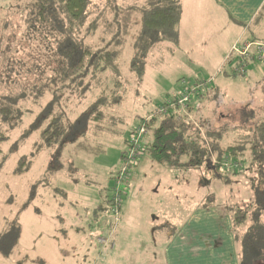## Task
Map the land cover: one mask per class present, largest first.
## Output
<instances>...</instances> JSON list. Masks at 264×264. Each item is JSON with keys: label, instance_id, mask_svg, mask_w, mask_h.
Segmentation results:
<instances>
[{"label": "rangeland", "instance_id": "rangeland-1", "mask_svg": "<svg viewBox=\"0 0 264 264\" xmlns=\"http://www.w3.org/2000/svg\"><path fill=\"white\" fill-rule=\"evenodd\" d=\"M188 1L194 7L200 5ZM145 2L90 0L80 38L91 50L109 53L99 61L107 69L93 79L83 75V81L75 86L62 85L53 78L55 71L67 64L58 43L61 37L45 33L43 27L30 28L31 0H0V95H26L18 98L17 125L7 128L8 139L0 144V264H162L163 249L161 243H155L161 230L168 228L174 234L191 213L207 208L229 217L227 205L248 201L255 195L252 184L261 186L258 179L262 182L264 176L260 172L246 170L241 176H232L215 173L212 164L199 169L158 165L148 157L144 145L145 152L122 185L125 194L116 217L110 206L117 172L108 181V204L95 211L91 205L82 209L75 204L78 214L76 209L90 211L84 218L74 217L71 209L67 211L72 213L58 210L69 204H64V197L55 189L63 181L53 177L68 153H77L74 162L82 166L100 171L112 168L126 147L124 139L144 125L145 143L148 132L144 122L161 115L160 106L190 88L196 77L203 76L197 82L207 81L203 92L216 87L217 92L192 96L189 108L177 114L180 119L176 122L190 119L189 133L196 129L202 137L206 130L217 132L213 139L217 145L238 147L249 159L254 127L264 122V63L249 61L243 75L232 70L231 62L225 63L224 76L209 69L214 66L211 59L209 66L202 59L197 58L200 65L195 58L189 59L184 41L154 40L144 52L145 43L151 40V33L143 32L140 22ZM229 3L233 13L241 5L239 0ZM186 5L184 0L185 9ZM90 25L94 30L86 33L84 28ZM251 27L264 41V5ZM42 72L46 79L40 80ZM38 83L47 85L39 87ZM37 89L40 96L34 97ZM103 97L105 100L98 102ZM54 100L53 111L42 124L41 118ZM242 108L252 109L253 117L240 118ZM85 111L88 115L82 119ZM89 111L102 112L100 121L93 122ZM52 119L66 125L67 136L79 140L75 148H62L58 156L53 155L57 146H47L41 136ZM98 155L105 156L102 163L93 161ZM224 158L228 164V157ZM211 159L216 162L213 155ZM232 166L241 170L245 164ZM87 180L79 177L80 183ZM81 221L83 227L74 226ZM124 239L127 242L123 243ZM235 239L241 250V236Z\"/></svg>", "mask_w": 264, "mask_h": 264}, {"label": "trees", "instance_id": "trees-1", "mask_svg": "<svg viewBox=\"0 0 264 264\" xmlns=\"http://www.w3.org/2000/svg\"><path fill=\"white\" fill-rule=\"evenodd\" d=\"M31 3L30 20L32 22H27L31 25L30 28L43 27L45 33H55L61 37L58 43L60 50H64L63 57L67 64L62 70H56L53 78L61 82L62 85L77 86L83 81V75L89 74V78L93 79L97 72L107 69L106 64L101 65L99 61L109 56V53L104 50H91L90 47L82 43L81 39L83 38H80L90 0H31ZM140 16L143 32L151 33V40L145 43L144 52L154 40L177 41V26L181 17L180 0H146ZM84 29L86 33L94 30L92 25ZM229 62L231 61L226 60L225 63ZM88 67L96 69H86ZM44 75V72L39 74V79H46ZM46 85L47 83H38L39 87ZM34 92V97L40 96L39 89ZM207 92H204V95ZM201 94L197 97L200 98ZM25 96L24 92L0 95V144L8 139L7 128H14L17 125L20 119L18 98ZM102 100H105V97L98 102L101 103ZM54 101L49 102L47 115L41 118L42 124L51 115L56 103ZM238 112L242 119L251 118L254 115L252 109L242 108ZM89 114L93 122H98L103 113L89 111ZM177 114L178 111L175 110L174 112L170 111L168 116L161 114L146 122H144V118L140 121L144 122L147 128L148 135L144 144L149 158L154 163L161 166H186L193 169L212 164L213 171L217 174L241 176L246 170H250L255 173L260 172L264 176V122H260L254 127L255 135L250 142L249 159H247L245 152H241L238 147L217 145L213 140L216 139L217 132L211 133L206 130L204 137L196 129L195 133H189L192 126L191 120L184 118L178 124L176 122ZM87 115L88 112L85 111L82 119H85ZM52 121L48 123V126L46 124L41 136L43 143L47 146H57L58 149L53 155L58 156L65 143L74 142L77 138L75 135H70V137L66 135L65 124L62 125L54 119ZM123 151L120 156V165L123 163ZM212 155L215 157V163L211 159ZM226 156L229 159V167L222 165L223 158ZM183 157H186V161L182 160ZM52 159L55 160V158ZM237 163H244L245 167L235 170V166L232 165ZM250 180L253 182V179ZM258 182L261 186L252 184L255 195L248 201L230 204L226 207L230 214L234 239L241 236V250L238 249L239 264H264V179L262 182L261 179H258ZM241 230L243 233L240 232Z\"/></svg>", "mask_w": 264, "mask_h": 264}, {"label": "crops", "instance_id": "crops-1", "mask_svg": "<svg viewBox=\"0 0 264 264\" xmlns=\"http://www.w3.org/2000/svg\"><path fill=\"white\" fill-rule=\"evenodd\" d=\"M180 1L181 17L177 26L176 42H186L190 55L188 58H195V63L198 62V65L200 62L197 58L206 61L203 62L207 66H209L207 61L211 59V65L214 66H209V69H213L214 73L222 72L224 76H227L226 68L223 70V67L234 43L246 39L261 40L255 35V27H251V25L261 11L264 0H239L241 5L235 13L230 10L229 0H196L200 3L198 7L189 4L187 0L186 9L184 0ZM250 5L251 8L248 7ZM232 19L237 22H231ZM219 44L220 46H217ZM217 47L218 51H216ZM200 78L203 76L196 77L193 81L197 82ZM208 90H210L209 93H215L217 87ZM205 95L203 93L200 96ZM191 112L193 113V110ZM78 141L65 143L63 148L65 150L69 149L67 147L74 146L75 148ZM122 151L123 148L120 153ZM77 155L75 152L68 153L63 158L58 174L53 177L54 181L57 179H59L57 181L59 183L63 181L55 189L64 197V204H69L59 206L58 210L71 209L74 211V217L78 214L74 209L75 204L82 209L91 205L92 211L108 204L110 199V183L108 185V181H111L121 163V161H117L111 165L112 168L100 171L98 168L93 169V166H82L80 162H74ZM103 158L105 159L104 155H98L92 159H94L93 161L97 159L102 163ZM138 168L135 169V174ZM79 177H85L88 180L80 183ZM57 203H60L59 200ZM71 210L67 212L72 213ZM76 210L79 211V218L81 216L84 218V215L90 212ZM74 226L80 228L83 227V223L81 221L79 225L76 223ZM122 226L123 224L120 227ZM125 242H127L126 239L123 243ZM155 243H161L159 248L163 249L162 264H239L236 257L239 250L235 245L231 220L215 208L191 213L183 222L180 231H176L174 234L168 228H164L155 238Z\"/></svg>", "mask_w": 264, "mask_h": 264}, {"label": "built area", "instance_id": "built-area-1", "mask_svg": "<svg viewBox=\"0 0 264 264\" xmlns=\"http://www.w3.org/2000/svg\"><path fill=\"white\" fill-rule=\"evenodd\" d=\"M231 61L232 70L236 74H244L246 71V66L249 61H257L264 63V41L252 39L243 40L234 43L230 49L227 61ZM207 81H198L191 84V87L183 91L180 95L174 96L168 99L164 106H160L158 112L168 116L170 111H178V114L186 112L189 108V102L192 96H197L204 93L206 90ZM176 119H180L176 116ZM146 134L144 125L138 126L133 130L132 134L128 137L126 142V147L123 151V163L120 165L116 176L113 178V191L112 202L110 206V211L112 215L116 217L118 213V207L122 203V185L129 179V170L134 169L138 162L140 161L143 153L145 152L144 136ZM223 167L227 166V161L223 158Z\"/></svg>", "mask_w": 264, "mask_h": 264}]
</instances>
